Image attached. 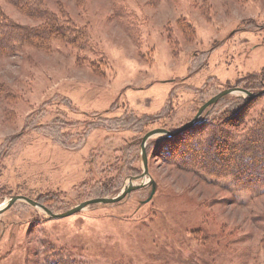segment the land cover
Returning <instances> with one entry per match:
<instances>
[{
	"label": "rangeland",
	"instance_id": "374dc122",
	"mask_svg": "<svg viewBox=\"0 0 264 264\" xmlns=\"http://www.w3.org/2000/svg\"><path fill=\"white\" fill-rule=\"evenodd\" d=\"M42 1L90 40L83 50L53 40L0 56V204L22 196L64 213L115 197L143 173L147 133L174 131L219 92L264 75V0ZM121 5L131 20L116 16ZM0 11L16 25L43 22L7 0ZM245 101L226 96L185 140L148 142V202L150 184L60 219L17 202L0 216V264H264V176L249 188L210 172L208 129L224 113L240 117ZM252 101L244 126L227 129L245 135L257 124L264 95ZM183 141L211 168L184 155ZM219 142L237 149L228 132Z\"/></svg>",
	"mask_w": 264,
	"mask_h": 264
},
{
	"label": "trees",
	"instance_id": "16d2710c",
	"mask_svg": "<svg viewBox=\"0 0 264 264\" xmlns=\"http://www.w3.org/2000/svg\"><path fill=\"white\" fill-rule=\"evenodd\" d=\"M8 3L13 5L22 11H28L30 16L41 19L43 22L41 26L38 27H24L20 25L14 24L13 21L3 18V14L0 11V56L8 57L11 53L16 52L19 47L22 45H37L38 44H49L53 40H62L66 44H70L74 46L76 49L83 50L82 46L87 44L89 36L86 33V30L81 26L74 24L70 20L60 19L55 16L47 7H45L42 0H7ZM116 16L120 19H129L133 17V11L128 10L127 6H118L115 7ZM126 28L131 31L132 24L130 21H126ZM134 35V34H133ZM241 80V79H240ZM255 83L256 87L259 89L264 86V75L263 72L255 75H249L248 80L244 83L243 81L238 82V87H242L245 89H251L247 84ZM255 87V88H256ZM262 90V89H261ZM253 101H245V106H243L238 112L236 120H226L228 116V112L217 118V122L212 125L211 130L208 129V133L212 136L214 142L210 143L209 146H216L217 151L215 155V165L212 166L213 174L220 172V175H229L231 178L236 180L237 178H247L249 180L248 183L243 182L241 186L244 187H256L263 182L264 176V114L257 122V124L252 127L250 130L246 129L247 134L244 135L245 132H233L227 129L226 124L230 125L233 128H240L243 125V120L240 121L245 112L246 107L250 105ZM207 119V118H206ZM204 117L198 122V124L191 130L182 133L179 136L174 138H170L165 141V145L173 142L172 140L178 139L184 136V140L189 137V135L196 130L197 127L203 125L206 121ZM239 119V120H238ZM221 121V122H220ZM208 123V122H207ZM206 123V124H207ZM209 125V124H208ZM207 125V128H208ZM223 126V127H222ZM238 128V129H239ZM228 132L229 135L233 138L237 149L227 148V151H224L225 146L219 142L222 138V133ZM200 141L199 138H195L193 141ZM193 143V142H191ZM200 144L199 146H201ZM184 146V155H191L192 157H196L199 155L200 157L203 154H198L195 151L192 144V148L183 141L181 147ZM226 152V153H225ZM204 157V156H203ZM211 158V157H210ZM206 160V163L211 168V161ZM212 159V158H211ZM226 169L225 172L223 170ZM234 170L238 173V175L234 174ZM62 255V254H61ZM68 264H76L73 259H67ZM49 264H58L55 260L51 259Z\"/></svg>",
	"mask_w": 264,
	"mask_h": 264
},
{
	"label": "water",
	"instance_id": "95a60500",
	"mask_svg": "<svg viewBox=\"0 0 264 264\" xmlns=\"http://www.w3.org/2000/svg\"><path fill=\"white\" fill-rule=\"evenodd\" d=\"M234 94L241 96L246 101H252L264 95V88L256 93H251L248 90L240 88V87H230L224 91L219 92L217 95L211 98L208 102L203 104L200 107L197 114L195 115V117L191 121L182 125L180 128L174 131H169L167 129L159 128V129H154L150 131L149 133H147L143 137L142 142H141V152H142V160H143V166H144L143 173L137 177H131L130 180L128 181L129 183L127 184L126 182L124 184V187L121 189L120 193L117 196L91 199V200L85 201L69 209L68 211L64 213H53L45 205L39 202L32 201L22 196H14V197H10L9 200H7L6 202H3L2 204H0V216L4 214L6 211H8L17 202H25V203H28L29 205H32L44 211L47 214L49 220L67 218V217H70L74 214H77L83 211L84 209L90 206L113 205V204L119 203L123 201L124 199H126L127 196H129L133 191H136L142 187H145L148 184L153 186L152 193L146 202L150 201L155 194V181L151 177L150 172H149L148 154H147L148 142L151 139L156 138V137L160 139H164V140L174 138L176 136L181 135L182 133H185L193 129L198 124V122L201 120V118L204 116V114L209 110V108L217 105L226 96L234 95Z\"/></svg>",
	"mask_w": 264,
	"mask_h": 264
},
{
	"label": "bare ground",
	"instance_id": "6f19581e",
	"mask_svg": "<svg viewBox=\"0 0 264 264\" xmlns=\"http://www.w3.org/2000/svg\"><path fill=\"white\" fill-rule=\"evenodd\" d=\"M129 182H127V184H128Z\"/></svg>",
	"mask_w": 264,
	"mask_h": 264
}]
</instances>
